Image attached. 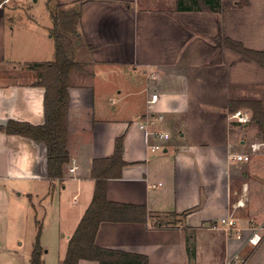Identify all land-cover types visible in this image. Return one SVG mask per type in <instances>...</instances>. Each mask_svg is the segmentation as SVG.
I'll use <instances>...</instances> for the list:
<instances>
[{
	"label": "crops",
	"instance_id": "1",
	"mask_svg": "<svg viewBox=\"0 0 264 264\" xmlns=\"http://www.w3.org/2000/svg\"><path fill=\"white\" fill-rule=\"evenodd\" d=\"M38 1L0 0V126L43 124L44 87L34 84L30 63L54 59L51 9L83 1L74 50L81 68L69 75V161L62 178L50 179L43 142L0 130V225L26 212L22 197L36 200L48 232L40 238L44 262L61 264L92 200L93 161L110 158L121 137L124 164L107 179L106 197L144 206L147 220L101 222L97 246L145 255L148 264H223L233 255L264 264V237L254 246L244 231L264 233V138L243 130L250 120L236 121L238 113L251 118L249 108L229 110L236 98H263L264 66L224 41L264 51V0H222L221 11L178 10L177 0H41L46 9L36 15ZM148 113V130L170 134L160 151H151L157 140L140 126ZM229 216L231 231L220 226ZM23 235L0 232V264H29Z\"/></svg>",
	"mask_w": 264,
	"mask_h": 264
},
{
	"label": "trees",
	"instance_id": "2",
	"mask_svg": "<svg viewBox=\"0 0 264 264\" xmlns=\"http://www.w3.org/2000/svg\"><path fill=\"white\" fill-rule=\"evenodd\" d=\"M82 4L83 1L74 3L70 7L56 5L53 10L51 9L50 33L54 40V59L30 63V67L37 70L38 74L34 84L44 87L43 124L33 125L29 122L8 120L4 126H0V130L7 134L21 135L46 145L47 174L53 180L62 178L63 166L69 161L65 121L69 107V75L72 70L81 68L74 58V50L82 42L78 32ZM176 8L221 11L223 4L222 0H177ZM224 41L235 51L264 66V51L246 49L241 43L228 38ZM241 106L249 108L253 119L264 125L262 102L253 99L243 103L232 101L229 110L236 111ZM121 150L122 138L119 137L116 139L114 153L110 158L93 161L92 174L96 183L92 200L69 238L66 255L61 264H78L81 259L94 260L98 264H148L145 255L99 247L94 242L101 222H145L147 220L148 212L144 206L112 202L106 197L107 179L119 177L120 168L124 164ZM102 165L103 168L100 169ZM35 227L36 234L29 264H45L44 249L40 242L42 223L36 216ZM188 233L186 247L189 257L192 258L194 256L192 232Z\"/></svg>",
	"mask_w": 264,
	"mask_h": 264
},
{
	"label": "rangeland",
	"instance_id": "3",
	"mask_svg": "<svg viewBox=\"0 0 264 264\" xmlns=\"http://www.w3.org/2000/svg\"><path fill=\"white\" fill-rule=\"evenodd\" d=\"M41 0L38 1V5H37V9L35 11L36 15H38L39 13L43 12L44 10L43 9H46L44 7V5L41 4ZM259 100L260 102H262L263 106H264V96L263 98L260 100L257 99V98H253V97H240V98H236L235 101L236 103H243L244 101L246 100ZM240 108H247L245 106H241ZM249 125H248V128L247 130L246 129H243L244 131H247L249 132V135L252 134L253 136H259L260 138H264V125H262L261 123L255 121L253 119V115H251V118H250V121L248 122ZM242 128V127H240ZM23 198V201L25 203L28 202V209L26 210V212L24 211V209L22 208L20 210V213L18 216H11L9 217V221L8 223L4 222L3 225H0V232H5L7 231L9 233V235H12L15 231H19V233H22L24 234L22 236V238H20L21 241H23V244L20 245V247L23 248L24 250V253H30V248H27V244L33 240L34 242V238H35V234H36V227H35V212L33 211L34 209L32 208V205L30 203V200L25 197H22ZM36 200L33 199L32 202H35ZM35 208L37 210V219H40V211H38V208H37V205L35 203ZM12 210H15L14 206H12V209H10V214H14V212ZM13 217H16V220L13 219ZM40 221L42 222L43 224V227L41 229V234H43V236H45L48 232L47 231H44V225L46 223V220L45 221H42L40 219ZM44 231V233H43ZM262 237H264V233L262 235ZM40 238H41V235H40ZM53 238V237H52ZM50 239V238H49ZM65 239V238H64ZM18 240V241H20ZM25 240V241H24ZM53 243L52 245H54L53 247H51V253L52 255L55 254L56 252V249L58 247V240L56 238H53V239H50ZM262 241V240H261ZM59 245H63V238L62 239H59ZM48 246L50 247V245L48 244ZM60 247V246H59ZM27 256V255H26ZM23 258V257H22ZM27 259H29V254L28 256L26 257ZM55 258V256L53 257ZM53 264H57L56 263V260H54Z\"/></svg>",
	"mask_w": 264,
	"mask_h": 264
},
{
	"label": "built area",
	"instance_id": "4",
	"mask_svg": "<svg viewBox=\"0 0 264 264\" xmlns=\"http://www.w3.org/2000/svg\"><path fill=\"white\" fill-rule=\"evenodd\" d=\"M153 97L155 98V94H153ZM153 116H151L149 113L146 114V117L142 121V124L140 125L142 128L147 129L148 127L153 124ZM235 119L239 123H246L250 120V117L247 116L246 113H238L235 114ZM158 119H163V114L157 115ZM148 130V129H147ZM149 135H152L155 140H157L154 144L150 145L151 151H160L164 148V143L163 141H167L170 138V134L166 131H161V130H148L147 132ZM252 150L256 149V145L252 144L251 145ZM234 158L238 161H248L249 160V155L248 154H235ZM70 170H73V167L70 168ZM220 226L223 227L227 231H231L232 229L235 228V221L232 216L229 217H222L220 219ZM264 229V227L262 228ZM260 229L253 227V228H248L247 230L244 231H249L247 240L254 246L259 244L261 240L263 239L262 235L258 231ZM238 233L242 232L243 230L241 229H236L235 230ZM237 237H240L239 235ZM223 264H244V260L239 257L238 255H233L231 257H228L225 259Z\"/></svg>",
	"mask_w": 264,
	"mask_h": 264
}]
</instances>
